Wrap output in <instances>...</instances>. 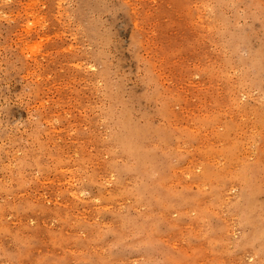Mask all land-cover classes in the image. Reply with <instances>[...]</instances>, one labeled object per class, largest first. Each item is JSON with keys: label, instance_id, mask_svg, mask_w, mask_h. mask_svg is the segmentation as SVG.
<instances>
[{"label": "rangeland", "instance_id": "374dc122", "mask_svg": "<svg viewBox=\"0 0 264 264\" xmlns=\"http://www.w3.org/2000/svg\"><path fill=\"white\" fill-rule=\"evenodd\" d=\"M0 264H264V0H0Z\"/></svg>", "mask_w": 264, "mask_h": 264}]
</instances>
